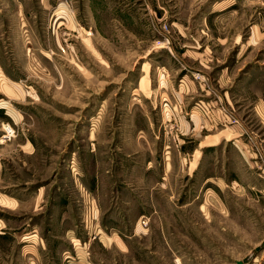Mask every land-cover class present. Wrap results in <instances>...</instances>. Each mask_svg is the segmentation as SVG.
Returning a JSON list of instances; mask_svg holds the SVG:
<instances>
[{
    "label": "rangeland",
    "instance_id": "obj_1",
    "mask_svg": "<svg viewBox=\"0 0 264 264\" xmlns=\"http://www.w3.org/2000/svg\"><path fill=\"white\" fill-rule=\"evenodd\" d=\"M0 264H264V0H0Z\"/></svg>",
    "mask_w": 264,
    "mask_h": 264
},
{
    "label": "bare ground",
    "instance_id": "obj_2",
    "mask_svg": "<svg viewBox=\"0 0 264 264\" xmlns=\"http://www.w3.org/2000/svg\"><path fill=\"white\" fill-rule=\"evenodd\" d=\"M10 129H11V130H10ZM7 130L10 132V131H12V130H13V128H12L11 126H10V127H9V126H7V129H6L5 131H7ZM13 131H14V130H13ZM13 135H14V132L12 133V135H11V136H13ZM8 136H9V138L11 137L10 135H7V136L5 137V139H7V138H8Z\"/></svg>",
    "mask_w": 264,
    "mask_h": 264
},
{
    "label": "built area",
    "instance_id": "obj_3",
    "mask_svg": "<svg viewBox=\"0 0 264 264\" xmlns=\"http://www.w3.org/2000/svg\"><path fill=\"white\" fill-rule=\"evenodd\" d=\"M9 127H10V126H9ZM10 130H11V129H10ZM13 132H14L13 130H12V131H10V132H9L8 130H7V131H5V136H4V137H6L7 135H10V136H11ZM7 139H9V136H8V138H7Z\"/></svg>",
    "mask_w": 264,
    "mask_h": 264
}]
</instances>
